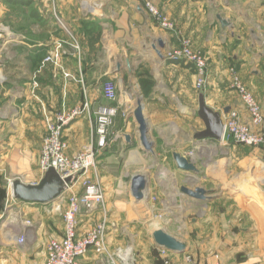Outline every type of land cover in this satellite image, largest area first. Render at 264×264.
<instances>
[{"label":"crops","instance_id":"obj_1","mask_svg":"<svg viewBox=\"0 0 264 264\" xmlns=\"http://www.w3.org/2000/svg\"><path fill=\"white\" fill-rule=\"evenodd\" d=\"M90 1L102 3L99 14L86 13L82 0L0 2L1 192L6 178L37 184L44 177L39 160L46 120L59 111L88 102L86 112L65 128L67 153L72 156L91 144L98 148L96 112L111 107L119 112L132 102L131 96L107 100L104 81L130 86L135 77L145 92L154 153L141 147L132 115L136 105L124 119L117 112L109 145L96 155L97 168L102 159L103 165L114 164L100 166L105 206L79 215L80 235L107 220L108 251L90 249L80 264H166L168 255L181 260L185 253L200 264H264V148L249 153L245 145L221 140L227 157L214 160L208 140L195 137L205 129L203 120L180 109L182 102L193 104L202 94L214 110L237 109L249 122L240 96L229 88L230 66H235L264 112V0H155L173 29L161 27L138 0ZM217 16L231 25L223 27ZM183 39L207 58L203 93H197L194 68L165 58ZM60 41L59 60L45 61ZM174 152L189 157L201 177L215 184L207 190L217 197L206 206L181 192L187 177L188 187H197L196 174L179 169ZM129 168L146 169L149 201L132 196L138 171L129 175ZM216 187L222 194L211 191ZM82 188L77 181L73 190ZM68 193L50 203L11 202L10 226L0 237V264H46L47 243L64 233ZM158 228L185 242L189 251L165 254L153 237ZM21 232L30 238L23 245L17 242Z\"/></svg>","mask_w":264,"mask_h":264},{"label":"built area","instance_id":"obj_2","mask_svg":"<svg viewBox=\"0 0 264 264\" xmlns=\"http://www.w3.org/2000/svg\"><path fill=\"white\" fill-rule=\"evenodd\" d=\"M151 17L163 28L173 29L174 24L163 10L156 4L155 0H138ZM82 8L88 14H99L102 9L101 2L82 0ZM64 42H58L53 52L46 56L45 61H57L60 58V50ZM79 48L77 43L74 45ZM167 60L182 62L195 69L197 74L196 88L202 90L208 83V62L204 53L196 50L189 39H183L180 46L168 50L165 54ZM231 85L241 98V101L249 115V122L246 121L237 109H231L223 116L224 132L222 141L233 140L238 144H246L264 148V112L261 103L254 93L248 88L241 78L235 66H230ZM69 75V74H68ZM104 97L109 101H116L118 98V85L109 79L102 85ZM89 107V103L75 107L70 110L57 112L52 118L46 120L47 132L43 138L40 167L46 173L50 169L56 170L63 180L69 178L65 183L62 194L69 191L68 206L63 214L64 233L61 238H52L46 247V264H80V258L90 249L97 254H105L107 248V220L97 222L85 234L79 233V215L105 206V189L101 181H91L87 176L91 167L96 164V155L106 147L110 128L114 123L118 109L116 107L96 112L95 133L98 136V148L91 144L83 150L70 156L67 153L68 140L64 130L74 119L81 116ZM85 177H77V175ZM14 181V180H13ZM13 181L11 180L7 192L9 205L16 198L13 194ZM81 183L82 190H73L76 182ZM1 217V215H0ZM29 224L30 221L28 220ZM27 233L21 232L17 236L20 245L25 244ZM165 254H169L163 249ZM166 264H200L190 253H185L181 260H173L169 257Z\"/></svg>","mask_w":264,"mask_h":264},{"label":"water","instance_id":"obj_3","mask_svg":"<svg viewBox=\"0 0 264 264\" xmlns=\"http://www.w3.org/2000/svg\"><path fill=\"white\" fill-rule=\"evenodd\" d=\"M223 27L230 26V22L223 19L221 16H217ZM162 44V43H161ZM160 57L163 55L158 51ZM230 111V107L224 108V114ZM199 117L205 124V129L196 134V138L199 140H208L207 144L213 142H220L223 138L224 122L222 112L214 110L210 107L203 95L199 97V107L197 110ZM136 124L138 125L139 141L141 147L146 152L154 153V143L150 140L149 131L150 126L147 117L144 114V105L141 99H137L136 107L132 113ZM126 139L131 140V136L126 134ZM173 158L177 163L179 169L194 175L200 173L196 164L187 156L180 152H174ZM67 178L63 180L60 174L54 170H48L44 177L37 184H26L20 179H15L12 183L13 194L16 199L28 202L38 203H50L59 198L64 189ZM148 188V181L143 174H134L131 181V194L138 200L149 201L150 197L146 196L145 191ZM181 192L190 200L193 199L200 206H206L209 201L212 200L210 191L204 187L197 186L190 188L188 186L181 187ZM153 237L160 248L172 252L174 254H182L189 251L187 244L172 234L168 233L162 228H158L153 232Z\"/></svg>","mask_w":264,"mask_h":264},{"label":"rangeland","instance_id":"obj_4","mask_svg":"<svg viewBox=\"0 0 264 264\" xmlns=\"http://www.w3.org/2000/svg\"><path fill=\"white\" fill-rule=\"evenodd\" d=\"M2 1H4V0H0V2H2ZM133 75V74H132ZM231 77V76H230ZM134 79V81L135 82H131V84H130V86H128V84L125 82V81H120V83L118 84V98L119 97H121L122 99H123V101H125L126 99L127 100H129L128 99V97L129 96H131V98L132 99H130L129 101H132V102H129V105H130V108L129 109H133V107H134V105H136V103H137V99H141L142 100V102H143V105H144V114H145V116L146 117H148V119H149V115H150V112L148 111V109H147V107L145 106V103H146V96H145V92H144V90H143V88L141 87V86H139L138 85V83H137V81H136V79H135V77L133 78ZM115 81V80H114ZM105 82V81H104ZM116 82V81H115ZM229 88H230V90L231 91H235L234 90V88L232 87V85H231V83H229ZM200 90H198L197 89V93L199 92ZM200 93H203V89H202V91H200ZM235 93V92H234ZM202 95V94H201ZM201 95H197L196 94V100H195V102L193 103V104H188V103H181V106H180V109H181V111L183 112V111H189V112H196V114H197V110H198V107H199V102H198V98H199V96H201ZM76 107V106H75ZM74 107V108H75ZM123 107V110L121 109L118 113L123 117V119H124V117H126L125 115H127V112H128V110L129 109H127V108H125L126 106H122ZM129 107V106H128ZM73 109V108H72ZM216 111H219V112H223V109H219V110H216ZM126 113V114H125ZM149 123H150V121H149ZM65 131V130H64ZM65 135V134H64ZM108 140V139H107ZM134 140V141H133ZM132 141L134 142V145L135 146H133V148L135 147L136 148V146H137V144H138V142H137V134H136V132L133 134V136H132ZM221 142H223V141H221ZM221 142H219V143H217V142H213V143H211V144H208L207 145V147H209V156H211L214 160L215 159H219V158H224V157H227V155H226V153H225V151H223L222 149H223V147H222V143ZM227 142V141H226ZM227 143H229V141L227 142ZM106 145H109V141H107V143H106ZM240 145H245V147L247 148V151L250 153L251 151H252V149H255V148H257L258 146H251V145H246V144H240ZM263 148V147H262ZM222 150V151H221ZM118 153H120V152H118ZM106 161V160H105ZM103 162H104V160L102 159V160H100V163H97V165L99 166H106V165H114L113 163L111 164V162H110V164L109 163H105L104 165H103ZM114 162V161H113ZM122 165V164H121ZM96 167V164H95V166H93V167H91L90 168V170H89V172H88V174H87V176L89 175V179L91 180V181H96V180H99V181H101L100 180V178H102V173H101V171H102V167ZM197 166V165H196ZM121 167V166H120ZM114 168V167H113ZM118 168V167H117ZM100 169H101V171H100ZM116 169V168H115ZM119 170L121 169V168H118ZM123 169V168H122ZM154 169H156V168H154ZM117 170V169H116ZM157 170V169H156ZM138 171V173L139 174H142L143 173V175L145 174V172H146V169H136V168H129V170H128V173H129V175H131L130 173H133V172H137ZM196 175V178L193 180V181H195L196 182V185L197 186H201V187H204V188H206V189H208L209 187H213V186H215V184L214 183H212L211 182V180H209V179H207V181L203 178V177H201L202 175H203V172H200V173H195ZM114 175V174H113ZM86 176V175H85ZM85 176H82L81 174L79 175H77V177H85ZM10 179H12V178H9V179H7L6 178V185H5V189H3L4 191V193H2L1 192V190H0V202L2 203L0 206V215H1V217H0V237L4 234V233H6V230H7V227L8 226H10V211H11V207H9L10 205H9V203L7 202V192L9 191V188H10V183H11V180ZM190 179L187 177L186 178V184H187V186H188V184H190ZM206 182H209V183H206ZM103 183V182H102ZM104 185V184H103ZM105 189L107 190V188L105 187ZM213 193H217L218 195H220V194H222V192H223V190H221V189H218V187H216V189H214V190H211ZM4 194V195H3ZM3 195V196H2ZM211 196H213L214 198H216L217 196H214V194L213 195H211ZM213 198V199H214ZM5 204V205H4ZM6 209V210H5ZM163 229V228H162ZM165 230V229H164ZM181 232V231H180ZM29 239L30 238H28L27 239V243L29 242ZM26 243V244H27ZM26 246V245H25ZM24 246V247H25Z\"/></svg>","mask_w":264,"mask_h":264},{"label":"trees","instance_id":"obj_5","mask_svg":"<svg viewBox=\"0 0 264 264\" xmlns=\"http://www.w3.org/2000/svg\"><path fill=\"white\" fill-rule=\"evenodd\" d=\"M10 1H17V0H10ZM0 205H1V203H0ZM1 207V206H0Z\"/></svg>","mask_w":264,"mask_h":264}]
</instances>
